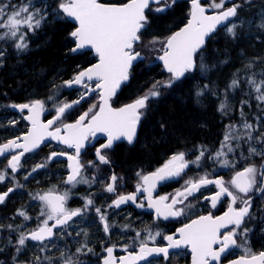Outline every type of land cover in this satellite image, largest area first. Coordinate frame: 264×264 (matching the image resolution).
<instances>
[{"label": "snow or ice", "instance_id": "1", "mask_svg": "<svg viewBox=\"0 0 264 264\" xmlns=\"http://www.w3.org/2000/svg\"><path fill=\"white\" fill-rule=\"evenodd\" d=\"M226 2L227 0H212L209 7L216 10V14L206 15V9L201 6L200 0H192L191 18L187 24L167 37H160L147 35L151 29L150 14L166 12L175 0H127L126 3L120 4H107L100 0H55L51 5L44 0H23L19 4L14 3L13 0H0V65L9 48L14 49L17 54L28 50V34H35L47 22L50 14L57 19L64 18L76 22L74 30L70 33L75 43L72 52L89 49L94 50L98 57L97 63L80 70L72 79L64 81L65 87L71 88L77 85L85 89L80 93L79 99L57 102L58 92L48 97V100H52L55 104V116L47 123H41L39 119L40 114L45 110V100L34 99L28 103L6 105L20 113L27 110L28 115L23 118L31 124L30 130L23 137L18 136L0 144V156L7 159V168L15 174L23 166L21 158L24 154L38 149L46 138H50L68 148H73L74 154L68 155L63 151L52 152L45 162L36 164L32 171L25 175V180L32 173L46 168L53 159L66 155L70 171L64 183L73 187L77 184H87L91 187L97 177L94 175L89 179L84 176L85 167L98 171L99 165L96 161L100 165L110 164L104 149H111L114 141L125 139L129 144L133 142L141 118L150 108L149 102L160 97L162 89H171L178 81L186 79L187 74L197 70L201 72L208 70L200 51L206 37L215 32L218 26H222L232 38H236L238 25L242 26L245 21L233 18L238 16L237 9L242 5L233 3L230 7H225ZM248 2L249 0H245V3ZM247 23L250 28L254 25L258 31H264V14H261L258 23L255 20ZM141 48L151 52H162L163 54L158 55L157 59L163 62L164 70L170 75L166 80L153 81L133 102L113 108L110 101L116 96L121 85L129 81L134 62L145 59ZM258 65L260 71L256 72L253 69ZM93 81H95L94 85ZM242 85L249 89L244 95L254 98L257 101L256 107L264 113V59L255 57L248 60L243 69L233 74L222 94L212 91V95L223 96L218 105L221 114L227 115L231 110L229 95L241 89ZM208 87L204 85V89ZM97 89H99V105L93 104L74 123H65L64 121L71 115V110ZM202 95H204L203 90L196 92L197 97ZM244 105L251 107L248 100L241 101V122L238 125L229 123L225 126L219 148L209 149L200 145L194 150V158L188 157L185 152H178L152 174L142 175L138 172L140 182L136 185V192L115 195L112 203L108 205L109 208L118 209L122 204L131 202L136 207L144 208L145 205L137 200V194L143 191L147 193V208L155 210L157 219L178 218L188 214L195 207L190 197L199 200L200 197L196 194L202 188L214 185L217 191L211 196H204V199L210 200L212 207H216L221 198L228 197L230 201L228 211L220 217L200 215L192 219L189 223H185L175 236H164L163 239L167 241L165 246L155 244V238L162 235L160 231L153 232L151 227H146L143 230L146 237H142L141 232L136 231L133 244L137 246V250L134 253L129 252V246H124L122 251L127 255L117 257L114 255L115 245L106 247L104 249L106 255L101 258L102 264H141V262L154 264L158 258L170 264V257L173 255L170 249H190L192 264H222V258L226 259L231 248L240 247L241 244L247 245L249 229L245 224V218H251L252 194L260 193L264 197V130H262L264 117L257 116L255 123L250 122L245 118ZM16 123L17 121L14 120L9 121L12 126ZM53 125L57 126L54 130H50ZM59 125L63 126L65 135L61 134ZM96 133L104 134L107 142L96 149V159L88 161L85 166L80 159L81 150L89 137L95 136ZM20 140L23 142L18 143ZM241 141L247 144L246 155ZM256 144L262 147L257 148ZM17 149L21 151L16 153ZM237 149H240L238 156ZM9 153H12L10 159H8ZM229 154L236 159L230 160ZM253 157H259L260 162H254ZM206 160L230 169H236L239 160L249 162L242 167V170H235L234 175L227 182L222 177L213 179L210 173L205 172L195 178L186 179L181 189L174 194L153 198L152 193L157 183L186 176V170H189L190 166L202 169ZM6 176V172H0V182H4ZM109 180L110 182L104 185V191L110 194L117 193V183L123 178L113 173ZM17 186L24 187V185ZM14 190L9 188L7 192L0 194V203H3ZM69 191L54 194L53 190H49L47 193H38L32 197L41 202L40 215L44 219L38 223L36 229L19 232L18 239L13 245L16 255L26 247L27 241L36 242L41 254L45 251L50 252L52 247L56 246V237L70 236L71 232L68 230L80 222L74 218L84 217L89 209H94L96 212L105 234H109L115 227L108 222L107 209L95 207L91 194L84 198L85 203L82 208L68 209L66 203L69 199ZM237 203L240 204L238 208L234 207ZM17 215L23 217L25 221L30 219L25 211H19ZM49 221L53 223L50 225ZM4 227L0 225V230ZM221 229L227 231L222 233ZM7 230L13 232L17 231V228L7 225ZM122 230H131V225H124ZM76 235L86 237L87 232L81 229ZM238 240L241 244L237 243ZM149 241L152 242L151 246ZM217 245L218 247H215ZM92 251V248L84 242L72 255L61 251L58 259L60 264H83L79 257L87 256ZM175 254L178 255L179 252ZM16 255L12 260L19 264ZM33 264H53V258L37 255ZM230 264H264V252L258 256L252 255L251 259L241 258L231 261Z\"/></svg>", "mask_w": 264, "mask_h": 264}, {"label": "flooded vegetation", "instance_id": "2", "mask_svg": "<svg viewBox=\"0 0 264 264\" xmlns=\"http://www.w3.org/2000/svg\"><path fill=\"white\" fill-rule=\"evenodd\" d=\"M191 5L192 9V1L185 0ZM262 1V2H261ZM242 0H227L225 7H230L233 3H240ZM245 2V1H244ZM201 6L210 9L207 14L216 13V10L209 7L212 3L211 0H200ZM261 3V4H260ZM246 9L251 16L257 17L258 14H264V0H249L248 3H245ZM249 5V6H247ZM260 8H256V7ZM241 7V8H242ZM251 7V8H250ZM254 7V8H253ZM190 9V12H191ZM256 9V10H255ZM258 10V11H257ZM254 11V12H253ZM257 11V13H256ZM262 11V12H261ZM165 13V12H164ZM238 16L234 19H238L240 15V8L237 9ZM255 13V14H254ZM190 18V13L188 19L184 25L187 24ZM253 20V18H252ZM73 30H74V24ZM184 25L176 29L175 31L182 28ZM223 29L219 28L214 34L209 37V40L206 42L205 47L201 50L204 52L207 43L215 37L219 30ZM72 30V31H73ZM174 32V31H173ZM172 34V33H171ZM170 34V35H171ZM74 42V40H73ZM75 43H73V47ZM74 54H85L84 62L78 64L73 69V76L82 69H86L89 66L98 62V57L93 54V52L89 49L80 50L78 52H73ZM88 53V54H87ZM163 54V53H162ZM161 54V55H162ZM141 61H138L136 64L133 65V68L130 70V79L125 84L121 85V88L117 91L115 97H113L112 101H110L113 108L122 107L128 103L134 101V96H130L128 99H124L123 97V88L129 84L131 80V74L133 69L139 64ZM154 63H159V60H152ZM162 71L167 75L166 77L160 79L163 80L167 78L170 74L166 73L163 70L162 65L160 64ZM77 68V69H76ZM69 79V80H70ZM94 85L95 82H92ZM68 91L67 95L63 98H60L59 101H66L71 102L73 100L79 99L80 93L84 92L85 89L78 86L75 88H68L65 87ZM241 91L240 93H238ZM249 91L245 85H242L241 89L236 90L233 95V102L235 106L238 108L241 107L242 100H248L251 107L248 105L243 106V110H251L256 109V100L250 98L249 96L244 95V92ZM99 89L95 92H91L86 99L82 100L79 105H76L71 110V115L64 121L65 123H74L80 115L84 112L88 111V109L93 105H99L100 97L98 95ZM142 95V94H141ZM255 94L253 93V96ZM241 96V97H240ZM137 98V97H136ZM216 98V97H215ZM217 99V98H216ZM256 103H255V102ZM22 116L21 122L23 131L15 136L12 139H15L18 136H21L29 131L30 124L23 118L24 116L28 115L27 111L20 114ZM146 112L144 116L141 118V122L137 127L136 137L134 138L132 144H129L127 140L120 139L114 141L113 146L111 149H104V151L108 154V159L110 160V164L107 165H100L98 161L96 163L99 165V170L93 168H87L83 170V175L87 178L91 179L92 176H96L97 179L94 183L91 184V187L87 184H77L74 187L67 185L64 183L68 174H69V161L66 155L58 156L57 158L53 159L50 163L47 164L46 168L39 169L38 171L32 173V175L28 176V179L25 180V175L32 171V168L38 164L46 161V158L52 152H65L68 155H73L75 150L73 148H68L66 145L62 143L50 142L47 144H43L37 150L33 152H27L21 158L22 167L15 173H11V169L7 168V159L5 157L0 158V172H6L7 176L4 182H0V194L7 192L9 188H14L15 190L12 193H9L8 197L5 199L3 203H0V225H4V229L0 230V255H7L8 262L6 264H16V262H12L13 255H16L15 249L13 245L16 243L18 239L19 232L22 231H31L37 228V225L40 221L44 219L40 215L41 212V202L39 200H34L32 197L36 194H43L49 192V190H53L54 194L63 193L66 190L69 191V199L67 200L66 207L68 209H76L82 208L85 200L84 198L91 194L95 207H99L102 210L107 209L108 215V222L109 224L115 225L110 231L109 234H105L103 231V226L99 221V218L94 211V209H89L87 214L84 217H76L74 220H78L79 226L76 227L77 231L81 229H87L86 232L95 231L98 228L99 234L102 235V244H97V247L94 246L92 249V253L87 256H80L79 260L83 261V264H102L101 258L106 255L104 249L109 246L115 245L114 255L119 257L123 255H127V253L122 251L120 248L121 245L128 239H133L135 237L136 231H140L142 237L146 235L144 233V229L146 227H151L152 231H160L161 236L155 238V244L157 246H165L167 241L163 239L166 235H173L175 236L178 233V230L184 226L185 223H189L192 219H196L200 215H212L213 217H220L223 216L229 208V198L223 197L217 203L216 207H212L210 200H205L204 196H211L217 191L214 185H208L207 188H202L200 192L196 195L200 197L199 200H193L191 197L189 198L192 200V203L195 207L189 212L188 214L178 217V218H169L167 220L163 218L157 219L155 210L147 208V193L141 191L137 194V200L142 202L145 207L139 208L136 207L135 204L129 202L125 206H120V208H109L108 205L112 203L115 195H128L136 192V185L140 182V178L137 176V173H141L142 175H149L153 172L157 171V169L161 168L168 160L171 159L172 155H169L165 160H163L159 164H155L151 169H142L137 167L135 169L130 170L127 172L126 170L122 169L117 161V155L115 152L120 145L131 147L133 146L139 135V131L141 128V124L145 118ZM55 116V104H45V110L40 114L41 123H47L48 120L53 119ZM59 124V122H58ZM57 125H53L52 129ZM61 130L63 129L62 125H59ZM61 134L64 135L65 133L63 130ZM10 140V139H9ZM8 141V140H7ZM7 141L3 142L6 143ZM107 142V137L102 133H96L95 136H90L89 139L85 142V147L81 150V161L87 165L88 161H93L96 159L95 152L97 148H100L102 144ZM0 143V144H3ZM21 150L15 151L18 153ZM11 154H8V159L11 158ZM238 156V155H237ZM188 157L194 158L193 155H188ZM187 158V157H186ZM236 159L235 156L232 155V160ZM253 161L256 163L260 162L259 157H253ZM249 161L246 160H239L236 164V169H231V173H224L223 171L216 169V167L212 168V170L205 171V167L202 169H197L195 167L190 166L189 170H186L187 175L183 176L182 178L176 179H169L164 181L161 185H159L156 190L152 193L153 198H158L161 195H170L174 194L178 189L184 185L186 179L195 178L198 174L203 175L205 172L210 173L211 178H220L222 177L226 182L229 181L234 175L235 170L240 169L248 163ZM115 173L117 177H122L123 180L118 181L117 188L118 191L115 194H110L104 191V185L109 183L110 176ZM17 185H24V187H18ZM187 203V202H186ZM252 208H251V218H245V224L247 225L249 231L247 233V245L241 244V241L238 240L237 243L241 244L240 247H233L230 249L229 253L227 254L226 259L222 258V264H230L231 261H235L239 258H251L252 255H259L261 252H264V197L260 193H253L252 194ZM234 207H240V204L234 205ZM19 211H25L26 214L30 217L29 220L25 221L23 217L18 216L17 213ZM96 218V219H95ZM95 219V220H94ZM53 221H49L51 225ZM7 225H13L17 228V231L9 232L7 230ZM20 225H24V228H20ZM124 225H131V233L122 230ZM96 227V228H95ZM243 227V225L241 226ZM117 230V233H116ZM57 231V230H54ZM227 229H221V232H225ZM239 231V230H238ZM113 234V235H112ZM114 234L117 235L114 237ZM80 237V236H79ZM79 237L76 239L78 240ZM120 237V238H119ZM66 238H60L59 236L56 237V246L52 247L51 251H45L41 254L38 250V246H36V242L27 241L26 247L21 251L19 255H16V261L19 264H33L35 257L37 255L42 256H49L54 257L52 255H60L61 251H64L68 255H72L76 251L75 245L67 244ZM71 239V238H70ZM75 240V242H76ZM105 240V243H104ZM11 241V243H10ZM151 241L149 244L151 246ZM104 247H101V246ZM215 247H218L215 246ZM35 252H34V251ZM137 250V246L129 247V252H135ZM97 251V252H96ZM170 252L173 255L170 257V264H192L191 252L190 249H181V250H171ZM179 252L178 255L175 253ZM13 254V255H12ZM36 254V255H35ZM10 255V256H9ZM32 255V256H31ZM54 261V260H53ZM57 261H59L57 259ZM55 262V261H54ZM5 264V263H4ZM58 264V263H57ZM143 264V262L141 263ZM154 264H169V262L164 261L162 258H158L154 261Z\"/></svg>", "mask_w": 264, "mask_h": 264}, {"label": "trees", "instance_id": "3", "mask_svg": "<svg viewBox=\"0 0 264 264\" xmlns=\"http://www.w3.org/2000/svg\"><path fill=\"white\" fill-rule=\"evenodd\" d=\"M244 1L241 2L243 7L240 8L238 20L245 19L246 24L253 16L249 9L247 11ZM13 2L19 4L23 0ZM44 2L51 5L55 0ZM101 2L120 4L126 3L127 0ZM190 9L191 5L187 1L175 0L165 13L152 12L151 29L147 35L169 36L186 23ZM72 30L73 25L67 19H57L50 14L47 22L35 34L28 35L27 51L17 54L14 49H8L0 65V112L8 110L13 114L11 108L6 105L28 103L34 99L45 100L46 105L52 104L48 102V97L54 94L53 91L58 92V102L68 94L63 83L72 77L73 69L83 63L86 56L71 51L74 43L70 36ZM223 31L219 30L207 43L204 52H201L203 62L208 66L206 72L197 70L187 74L186 79L178 81L171 89H162L161 96L149 102L150 108L146 111L136 143L131 147L120 145L115 152L117 163L122 169L127 172L137 167L151 169L169 155L178 152L191 155L200 145L216 149L223 138L225 126L229 122L239 121L240 108L230 106L232 109L228 116L221 114L218 111V99L215 98L216 95H212V91L219 94L224 90L233 74L243 69L248 60L255 57L263 59L264 39L262 36L256 37L251 29H239L236 38L223 35ZM144 42H147V37ZM140 50L145 59L136 65L129 84L123 88L124 99L132 95L134 98L138 97L153 81L167 76L160 64L150 61L151 56L147 49ZM253 70L259 72L260 66ZM204 85H208V89H204ZM198 90H203L204 95L197 97ZM254 110L243 112L260 116L257 110ZM254 120L253 123L256 122V119ZM0 124V143L23 131L22 122L14 126L1 122ZM95 232L89 231V240L93 243L95 237L92 235ZM95 246L97 247L96 244ZM0 262L6 264L8 256L0 255Z\"/></svg>", "mask_w": 264, "mask_h": 264}, {"label": "rangeland", "instance_id": "4", "mask_svg": "<svg viewBox=\"0 0 264 264\" xmlns=\"http://www.w3.org/2000/svg\"><path fill=\"white\" fill-rule=\"evenodd\" d=\"M263 14V13H262ZM260 16H261V14H258L257 15V17H255V16H253V20H255V22L256 21H258L259 22V18H260ZM256 19H258V20H256ZM257 22V23H258ZM248 29L249 30V24H243L242 26H240V25H238V27H237V29H236V31L238 32V30L239 29ZM251 32H252V30H253V34H255L256 35V37H259V38H261L260 36H262L263 37V39H264V31H258L256 28H255V26L253 25L251 28ZM254 29H256V30H254ZM258 32V33H257ZM30 34V33H29ZM28 34V35H29ZM223 35H225V36H230L225 30L223 31ZM231 37V36H230ZM232 38V37H231ZM148 53L150 54V56H151V58H150V61L152 62V60H157V56L158 55H161L162 54V52H151V51H148ZM264 59V58H263ZM147 61H149V58H147L146 59ZM168 78V77H167ZM167 78H165V79H163V80H166ZM64 84V83H63ZM56 85V84H55ZM56 87V86H55ZM223 91L224 90H221L220 92H219V94H222L223 93ZM54 93H57L56 91H53ZM232 95H234V93H230V95H229V100H231V101H229V104H230V106H234L235 105V103L233 102V96ZM216 98L219 100V102H220V99H222L223 98V96L222 95H216ZM254 99V98H253ZM56 100H58L57 99V97H56ZM255 100V99H254ZM48 102H52V104L54 105V103H53V101L52 100H48ZM58 102V101H57ZM232 102H233V104H232ZM255 102V101H254ZM257 102V101H256ZM255 102V103H256ZM232 109V108H231ZM255 110H257V113L260 115V116H262V117H264V113H261L260 111H259V109L258 108H256ZM6 112V113H5ZM228 114H229V112H228ZM228 114L227 115H225V116H228ZM245 114V118L247 119V120H249L250 122H254L255 120L254 119H256L257 117L256 116H252V115H249V114H247V113H244ZM4 115V116H3ZM239 116V121L238 122H236V124L238 125L240 122H241V116H240V114L238 115ZM8 118V119H7ZM17 121V123L15 124V125H17L19 122H21V120H22V116L21 115H14V114H11L10 113V111H8V110H5V111H3V112H0V122L1 123H4V124H7V125H11V124H9V121ZM229 123H231V122H229ZM228 123V124H229ZM1 125V124H0ZM235 143V142H234ZM241 143V145H242V147H243V150L245 151V155L247 154V152H246V149H247V144H245L243 141H241L240 142ZM220 146V145H219ZM219 146L217 147V148H219ZM256 147L257 148H260V147H262V145H260V144H256ZM216 148V149H217ZM239 152H240V149H237V153H236V155H239ZM192 153H194V151L192 152ZM191 155H193V154H191ZM230 160H232V154H229V157H228ZM209 162V163H208ZM207 163V164H206ZM214 167H216V169L217 168H219V170H221V171H223L224 173H228V174H230L231 173V169L230 168H222V167H220L219 166V164L217 163V164H214L212 161H210V160H206L205 161V171H207V170H212V168H214ZM230 172V173H229ZM79 224V223H78ZM78 224H76L75 226H74V228H71V229H69L68 231H70L71 232V235L70 236H67V237H69V238H66V242H67V244H70V245H75L76 247L78 246H80L82 243H84V242H86L87 244H88V246L90 247V248H92V249H94V246H95V244L97 245V244H102V237H100V236H102L101 235V233L99 234V231H98V228H96L95 229V233L92 235L93 237H95V242L93 243V242H91L90 240H89V237H90V235H89V232H87V236L85 237L84 235H76V233L78 232L77 231V229H76V227H78L79 225ZM123 229V228H122ZM84 231H87V229L85 228V229H83ZM131 230H133V228H131ZM131 230H129L128 232L129 233H131ZM126 232V235H127V231H125ZM79 237V239L78 240H76L77 238ZM144 237H146V235L144 236ZM64 238V237H63ZM71 238V239H70ZM75 240H76V242H75ZM57 243V242H56ZM124 246H129V247H135L136 245H134L133 244V239H128L125 243H124V245H121L120 246V248H123ZM104 247V246H103ZM34 251V250H33ZM35 252V251H34ZM36 255V254H35ZM60 255H61V252H60ZM32 256V255H31ZM52 256H54V257H52L53 258V260L55 261H53V264H60V261H57V259L60 257L59 256V254L58 255H52ZM35 257V256H34ZM59 260V259H58Z\"/></svg>", "mask_w": 264, "mask_h": 264}, {"label": "water", "instance_id": "5", "mask_svg": "<svg viewBox=\"0 0 264 264\" xmlns=\"http://www.w3.org/2000/svg\"><path fill=\"white\" fill-rule=\"evenodd\" d=\"M192 1V0H191ZM101 2V1H100ZM103 3V2H102ZM205 8V7H204ZM206 9V11H205V14L206 15H214V14H216V13H212V14H207V12H209L210 11V9H208V8H205ZM191 18V17H190ZM189 18V19H190ZM234 19V18H233ZM70 23H72V24H74V25H76V22L75 21H72V20H70V19H67ZM185 26V25H184ZM183 26V27H184ZM182 27V28H183ZM219 28H222V26H218L217 27V30L219 29ZM216 30V31H217ZM178 31V30H177ZM215 31V32H216ZM215 32H213V33H211L210 35H209V37L212 35V34H214ZM209 37H206V39H205V44H204V46L202 47V49L205 47V45H206V42L208 41V39H209ZM201 49V50H202ZM86 50V49H85ZM200 50V51H201ZM92 52H93V54L95 55V52H94V50H91ZM78 52V51H77ZM96 56V55H95ZM138 61H136V62H134V64H136ZM159 63L162 65V67H163V62L162 61H160L159 60ZM133 64V65H134ZM163 70H164V68H163ZM165 72H166V70H164ZM167 73V72H166ZM93 82H95V81H93ZM75 87H78L77 85H73L71 88H75ZM12 111L14 112V113H16V114H21L18 110H16V109H12ZM25 111H27V110H25ZM39 119H40V117H39ZM26 120V119H25ZM29 124H30V122L28 121V120H26ZM40 122H41V120H40ZM30 128H31V124H30ZM30 128H29V130H30ZM63 130V129H62ZM61 130V131H62ZM26 134V133H25ZM25 134H23V135H21V136H19V137H23ZM66 134V133H65ZM64 134V135H65ZM23 141L22 140H20V141H18V143H22ZM50 142H56V143H59L57 140H52V139H50V138H46L42 143H41V145L40 146H42L43 144H47V143H50ZM17 150H20V149H17ZM17 150H15V151H17ZM37 150V149H36ZM35 151V150H34ZM10 154V153H9ZM2 157H4V156H0V158H2ZM150 175V174H149ZM164 181H161V182H159V183H157V185H156V188L159 186V185H161L162 183H163ZM156 188H155V190H156ZM154 190V191H155ZM153 191V192H154ZM146 193V192H145ZM129 203V202H128ZM128 203H126V204H122L121 206H125V205H127ZM241 258H239V259H237V260H240ZM249 259H251V258H249ZM142 263V262H141Z\"/></svg>", "mask_w": 264, "mask_h": 264}, {"label": "bare ground", "instance_id": "6", "mask_svg": "<svg viewBox=\"0 0 264 264\" xmlns=\"http://www.w3.org/2000/svg\"><path fill=\"white\" fill-rule=\"evenodd\" d=\"M242 1H244V0H242ZM262 2V1H261ZM241 3V2H240ZM243 4V3H242ZM261 4V3H260ZM248 6V5H247ZM260 7H262V6H260ZM260 7H256V8H260ZM251 8V7H250ZM254 8V7H253ZM244 10V9H243ZM256 10V9H255ZM258 11V10H257ZM257 11H256V13H257ZM241 12V11H240ZM254 12V11H253ZM262 12V11H261ZM263 13V12H262ZM255 14V13H254ZM247 16V15H246ZM249 16V15H248ZM244 18V17H243ZM246 19H248V18H246ZM256 20H258V19H256ZM243 21H245V19L243 20ZM248 21V20H247ZM256 22H258V21H256ZM248 24V23H247ZM250 30V29H249ZM254 30H256V29H254ZM238 35H240V34H238ZM242 37V36H241ZM209 40V39H208ZM77 69V68H76ZM160 69V68H159ZM160 72H162V71H160ZM203 73V72H202ZM163 78V77H162ZM160 80V79H159ZM221 90V89H220ZM219 90V91H220ZM229 101H231V100H229ZM218 102H219V100H218ZM218 106V105H217ZM236 109V108H235ZM255 111V110H254ZM236 112H237V110H236ZM6 113V112H5ZM239 114V113H238ZM229 115V114H228ZM237 115V114H236ZM4 116V115H3ZM8 119V118H7ZM223 119V118H222ZM234 119V118H233ZM221 120V119H220ZM236 123V122H235ZM226 124V123H225ZM134 143V142H133ZM132 144V143H131ZM209 163V162H208ZM207 164V163H206ZM96 219V218H95ZM94 219V220H95ZM116 233H117V230H116ZM113 235V234H112ZM115 236H117V235H115L114 234V237ZM100 237H102V236H100ZM18 238V237H17ZM120 238V237H119ZM101 239H103V238H101ZM102 242V241H101ZM104 243H105V240H104ZM97 252V251H96ZM13 255V254H12ZM14 256V255H13ZM12 262H13V260H12ZM11 264V263H10Z\"/></svg>", "mask_w": 264, "mask_h": 264}]
</instances>
